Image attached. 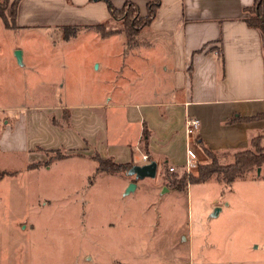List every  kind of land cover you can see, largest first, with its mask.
<instances>
[{"label": "rangeland", "instance_id": "1", "mask_svg": "<svg viewBox=\"0 0 264 264\" xmlns=\"http://www.w3.org/2000/svg\"><path fill=\"white\" fill-rule=\"evenodd\" d=\"M9 12L7 7L5 18L9 27L0 17L2 105L33 101L74 107L100 100L105 91L112 89L117 96L124 79L129 77L131 83L137 84L141 67H145V61L152 55L151 45H155L145 37L149 27L128 40L122 32L121 18L108 20L102 28L93 24L18 30L9 21ZM15 44L24 54V66L11 58ZM133 46L139 47L133 49ZM93 60L105 68L94 70ZM47 116L52 125L71 128L69 109L62 108L60 118L53 113ZM189 144L198 159L196 167L190 170L161 164L155 177L138 181L127 174V169L95 171L101 177H96L93 188L87 192L89 204L83 208L81 194L77 200L65 199L66 194L80 193L79 189L87 182L83 174H89L95 163L52 164L48 171L35 177L41 181L49 179L51 184L40 189L47 191L49 187L51 196L64 199L38 208L34 197H26L22 212L17 209L21 204L5 203L1 258L11 249L15 252L21 238L27 240L28 246L20 264H264V170L252 167L245 179L230 184L218 182L214 177L175 190L172 179L182 183L184 172L199 176L195 172L199 165L209 162L202 146L192 141ZM34 150L40 152L41 157L37 158L42 160L35 162L39 164L57 160L59 155L68 158L84 153L64 147L43 150L36 146ZM224 152H217L223 165L232 160L230 149ZM86 154L91 159L98 153L91 150ZM17 158V165L24 163L23 154ZM8 162L6 159L1 164L9 166ZM169 167L174 169L170 171ZM257 177L260 179L256 180ZM135 181L136 188L126 192L129 183ZM217 203L221 211L210 217ZM32 207L37 209L30 213L28 209ZM29 221L36 226L33 233L29 227L25 231L18 224L27 225ZM86 235L88 238L83 240ZM84 253H89L91 258L86 259Z\"/></svg>", "mask_w": 264, "mask_h": 264}, {"label": "crops", "instance_id": "2", "mask_svg": "<svg viewBox=\"0 0 264 264\" xmlns=\"http://www.w3.org/2000/svg\"><path fill=\"white\" fill-rule=\"evenodd\" d=\"M109 1L115 8L127 1L133 2L140 16L146 15V0ZM253 1L160 0L149 28L146 27V39L155 43L151 45L152 55L145 61V67H141L137 84L131 83L129 77L124 79L117 96L112 89L105 91L100 100L74 107L33 101L0 104L3 112L0 173L5 172L0 175V241L4 235L5 203L21 204L17 209L22 212L26 197H34L38 208L64 199L51 196L49 187L47 191L40 189L51 184L49 179L41 181L35 177L48 171L54 163L65 161L80 166L83 162L95 163L86 154L93 150L100 157H110L118 163L138 165L156 161V172L161 164L168 163L182 169L186 161L184 123L187 118L199 120L193 137L199 146L213 152L248 148L249 140L264 129L263 119L238 120L264 113V28H251L244 20L247 17L244 9L251 7ZM15 13L14 26L18 30L87 26L108 21L110 17L103 0H20ZM136 47L139 46L133 49ZM17 48L15 44L11 50ZM11 58L16 62L14 55ZM21 59L24 66L26 59L22 50ZM94 63L96 71L105 68L99 61L93 60L92 66ZM62 108L70 110V129L58 128L48 119L49 113L60 118ZM36 146L43 150L79 149L84 153L31 166L42 160L37 158L41 156L34 150ZM21 154L25 161L17 165L15 160ZM6 159L9 166L1 164ZM91 167L89 174H83L87 182L79 189L80 193L67 192L65 198L77 200L81 194L82 208L89 204L87 192L93 188L96 177H101L95 172L97 163ZM259 170H264V164ZM134 184L136 188L138 183ZM37 207L28 211L35 212ZM18 224L25 231L29 227L31 233L36 228L31 221L27 225ZM27 246V240L19 238L15 252L8 249L5 258L0 256V264H20ZM88 254H83L86 259L91 258Z\"/></svg>", "mask_w": 264, "mask_h": 264}, {"label": "trees", "instance_id": "3", "mask_svg": "<svg viewBox=\"0 0 264 264\" xmlns=\"http://www.w3.org/2000/svg\"><path fill=\"white\" fill-rule=\"evenodd\" d=\"M20 0H12L9 3V0H0L2 4H0V17L3 20L6 27H9L6 16L5 10L7 7L10 8V18L9 21L12 20L14 23L15 18V11L17 4ZM107 5V10L109 11V20L114 19L117 20L121 18V25H123L122 32L125 34L128 40H132L134 36L139 34L144 28L148 27L149 23L154 18L158 7L160 5V0H146V15L140 16L139 9L137 8L136 4L133 2H125L122 6L115 8L109 0H104ZM244 12L248 13L249 16L244 18L246 24L251 28H264V11H263V0H254L252 6L249 8H245ZM120 20V19H119ZM104 21L102 23L95 24V28H102L105 26ZM263 119L264 120V113L258 114V116L253 118H243L238 119L240 121L249 120V119ZM53 121V120H52ZM232 121V120H231ZM197 140V138L195 139ZM250 144L248 148H244V150H235L231 153L232 160L229 163L223 165L219 161L217 151H212L204 146L203 152L209 159L207 164L199 165L198 169L195 171L197 175H193V172H189L186 174L183 173L184 179L182 183H178L176 179H172L171 186L174 187L175 190H183L187 187V184H199L205 183L211 178L216 179L218 182H223L225 184H230L235 180L245 179L246 172H248L252 167L260 168L262 164H264V129L253 136L249 140ZM226 153V152H221ZM67 156V155H65ZM64 157L63 155H59L55 159H61ZM91 160H94L97 163V170L98 171H110V172H118L122 169L125 170L130 169V163H122L116 164L112 161L110 157L107 159L101 158L98 154L91 157ZM51 162L49 160L46 163ZM36 165H46V164H39V163H32L31 166ZM30 166V167H31ZM171 171V170H170ZM5 174V172H1L0 175ZM171 176H178L177 173H171ZM181 181V180H180ZM183 184V185H182Z\"/></svg>", "mask_w": 264, "mask_h": 264}, {"label": "water", "instance_id": "4", "mask_svg": "<svg viewBox=\"0 0 264 264\" xmlns=\"http://www.w3.org/2000/svg\"><path fill=\"white\" fill-rule=\"evenodd\" d=\"M14 57L17 59V62L21 65L22 59H21V51L16 49L14 51ZM157 169V163L156 161H151L149 163L145 164H138L133 165L130 169H128L127 174L132 175L135 177V179H143V178H153L155 177ZM259 174V170L257 171ZM135 188V184L129 183V185L126 187V192L132 191ZM221 211V208L219 206H215L212 209L210 217L216 216Z\"/></svg>", "mask_w": 264, "mask_h": 264}, {"label": "built area", "instance_id": "5", "mask_svg": "<svg viewBox=\"0 0 264 264\" xmlns=\"http://www.w3.org/2000/svg\"><path fill=\"white\" fill-rule=\"evenodd\" d=\"M199 127V120L198 119H194V118H187L185 120L184 123V129H185V133H186V157H185V164L184 167L182 168L183 170H190L194 167H196L198 159L196 157V154L194 153V151H192L191 147H190V141L194 142V134L198 131ZM146 156H143V159H145ZM173 167H169V170H173Z\"/></svg>", "mask_w": 264, "mask_h": 264}]
</instances>
